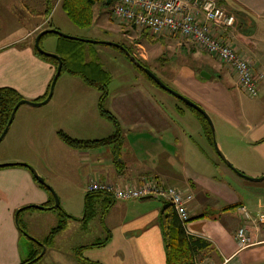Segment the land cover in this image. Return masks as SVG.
Returning <instances> with one entry per match:
<instances>
[{"label": "crops", "instance_id": "obj_1", "mask_svg": "<svg viewBox=\"0 0 264 264\" xmlns=\"http://www.w3.org/2000/svg\"><path fill=\"white\" fill-rule=\"evenodd\" d=\"M216 1L234 14L235 25L232 30L212 25V32L262 74L257 95L263 98L264 55H257L255 45L240 31L244 25L243 31L249 29L246 23L250 18L261 20L264 0ZM48 3L0 0V87H10L28 100H37L46 93L56 65L35 50V35L47 28L81 35L71 30L75 25L65 14L55 17ZM15 12L25 14L24 24L10 20ZM39 40L44 51L59 56L61 69L44 103L20 104L15 109L0 140V163H27L40 175L43 169H81V175L76 176L80 209L78 213L64 212L76 218L70 220L78 229H85L97 219L101 236L84 240L77 235L65 249L59 248L56 241L66 230L65 223L49 238L48 250L45 247L31 264H82L75 257V248L107 235L105 245L85 247L80 256L101 264H167L160 223L164 202L156 198L115 199L110 193L88 196L85 201V185L90 180H107L120 186L148 180L182 189L192 195L187 203L189 219L183 227L185 234L196 240L195 264H264V179H247L229 167L217 154L202 119L189 115L178 103L157 92L140 74L116 80L99 59L93 60L98 52L90 45L54 33L44 34ZM75 51L82 57L80 64L91 66L88 72L71 65H78L73 61ZM209 79L185 68L172 81L180 93L213 113L217 147L232 167L246 176L264 175V115L257 112V107L246 109L233 101L226 77L225 81ZM232 80L239 87L236 76ZM103 91V107L118 123L116 142L83 149L65 145L58 131L79 140L106 138L114 132L113 123L100 112ZM172 109L182 114L181 118L173 116ZM39 147L45 149L41 162L36 160ZM48 199L26 167H0V264H17L25 255L14 222L15 209L41 205ZM55 217L57 222L58 214ZM243 225L248 228L250 242L240 247L235 233Z\"/></svg>", "mask_w": 264, "mask_h": 264}, {"label": "rangeland", "instance_id": "obj_2", "mask_svg": "<svg viewBox=\"0 0 264 264\" xmlns=\"http://www.w3.org/2000/svg\"><path fill=\"white\" fill-rule=\"evenodd\" d=\"M48 2V8L50 12L54 10V16L58 18H60L61 15L64 16L65 14L66 17L70 20L67 15V11H69L70 9L72 13H75L76 9L78 10L79 8L77 6L75 9V6H70V0H48ZM225 10L228 13L232 14L227 10V8H225ZM81 11L82 12H78V14H74L75 20H79V22H72L70 20L73 25L79 27L81 26V28H77L75 26L71 27V30L80 33L81 35L68 34L63 31L60 32L78 38L109 41L123 46L124 48L121 46L116 47L104 43H88L80 40L69 39V41H73L78 44H87L96 49V52H98V54L96 58H93V60L99 59L101 66L106 70L108 68L113 76L117 78L116 80H119V77L133 79L134 76L140 74L144 77L146 83L152 85L155 89H157V92L163 93L169 99L178 103L183 109L188 111L189 115H193L194 117L198 118L199 116L183 101L177 99L167 91L158 87L154 82H152L144 74V71L142 69H138V66L131 60L130 55L137 59L142 65L152 70L165 84L175 90H177V86L173 83L172 79L180 69H192L197 74L199 73V71L205 70L210 74L209 80L211 82H215L217 79L221 78H223V80L225 81V77L228 79L225 82L231 87L228 90L230 91L233 101H235L236 103H240L246 109H255V107H257V112L261 115H264V97L262 98V95L250 96L241 88L236 87L234 85V82H232V78L233 76H235L234 73L219 59L206 53L190 38L181 37L167 32L158 34L151 33L148 30L133 28L131 25L120 22L117 18L111 15V4H107L106 0H94L89 4L87 9L82 7ZM16 12L14 13V15L10 14V20L14 18L17 22L19 20L20 22H22V24H24L25 20L23 17H25V14L20 12V14L18 15L16 14ZM232 15L234 16V14ZM79 16L81 17L78 19ZM250 20H252V23H250ZM234 23L235 16L233 24L231 26H228L231 27V30L234 28ZM246 24H250V27L248 26L249 29L247 31H243L246 28V25H244V28L241 29L242 32L240 31V33L244 34V36H247L248 39L252 41V43L256 47L255 53L257 55L261 54L260 56H263L264 16L259 22L255 21L253 18H250L249 22H247ZM228 27H224V29H227ZM40 43L41 42L39 40V46H41ZM72 55H75L73 57V61L79 65L78 66L75 64H71L73 68L83 73L88 72V69H90L91 66H88V68H86L85 64H80L82 61L81 55L77 53V51H75V53ZM173 111L174 110L172 109L173 116H180L181 118L182 114L180 115L178 112L176 113L175 111ZM207 113L212 121L213 141L217 145L214 128L215 125L212 119L215 116L211 112ZM39 148L40 154L37 150L35 151L37 153L36 160L38 162H41L45 159V149L42 148L41 150V147ZM31 152H33L32 149ZM208 152L209 154L213 155L212 150H209ZM81 172V169L74 171H53V169H43V171H41V175H38L43 179L45 185L51 188V190L57 197L59 208H61L63 211L66 209L71 210L72 212L76 211V213H78V210L80 209V203L76 176L77 174L80 176ZM36 184L38 185L37 182ZM45 185L40 186V188L44 190L49 197L48 201L46 202L48 203V205L46 206L47 208H25L21 210V212H19L18 222L22 226L23 231L26 232L27 236L35 238V241L41 245V248H43V250L45 247H47L48 250L49 242L47 241L48 239L46 235L48 234L49 229L56 224L55 215L58 214L59 210L58 207H51V205L53 204V197L51 195V192ZM66 223V230L61 232L58 240L56 241V246H58L59 248L65 249V246L67 244H71V242H73V238L77 235L79 237H83L84 240H86V238H97L96 236H98L99 234L101 236V227L97 219L93 220V222H90L85 229H78L77 224L70 219H67ZM73 226L78 229V233ZM41 250L42 249H40V252ZM40 252L39 255L41 254Z\"/></svg>", "mask_w": 264, "mask_h": 264}, {"label": "built area", "instance_id": "obj_3", "mask_svg": "<svg viewBox=\"0 0 264 264\" xmlns=\"http://www.w3.org/2000/svg\"><path fill=\"white\" fill-rule=\"evenodd\" d=\"M109 4L112 16L134 28L190 38L206 53L227 66L243 91L250 96L258 94V82L262 74L256 73L252 63L236 48L212 32V25L226 28L234 22V16L215 0H110ZM85 191L110 193L115 199L123 200L146 195L159 196L171 204L182 224L189 219L187 203L192 195L174 186L148 180L124 186L107 180H90L85 185ZM241 210L247 214L245 207H241ZM235 237L240 247L248 245L250 237L247 226H240Z\"/></svg>", "mask_w": 264, "mask_h": 264}, {"label": "trees", "instance_id": "obj_4", "mask_svg": "<svg viewBox=\"0 0 264 264\" xmlns=\"http://www.w3.org/2000/svg\"><path fill=\"white\" fill-rule=\"evenodd\" d=\"M93 1L94 0H70V6H72V7L75 6V9L78 6L79 7L78 10L76 9V11H75V13L78 14V12H82L81 11L82 7L87 9L89 4L92 3ZM75 13H72V11H70V9H69V11H67V15L72 22H79V20H75V15H74ZM80 17L81 16H79L78 19ZM38 54L42 58L50 60L53 63H56L54 58L40 54V53H38ZM144 74L152 82H154L146 73H144ZM47 91H48V88H47ZM47 91H46V93H47ZM46 93L42 97H40L39 99H37L35 101H39V100L43 99L45 97ZM105 96H106V92L103 91L101 98H100V102H99L100 112L113 123L114 128H115L114 132L106 138L94 139V140H79V139L71 138V137L67 136L66 134L58 131L57 136L65 145H67L71 148L83 149V148H92V147L103 146V145H107V144L116 142V140L118 139V136H119V127H118V123H117V120L115 119V117L108 110H106L103 107L102 102H103ZM19 99H21V96H19V94L14 89H12L10 87H6V86L0 87V132H1L2 128L4 127V125L8 119V116H9V113H10L12 106ZM187 106L189 108H191L205 123L206 129H207V134H208V136H209V138L213 144V135H212V132L210 130V127H209L206 119L203 117V115H201V113H199L198 111H196L195 109H193L189 105H187ZM22 167H24V166H22ZM38 185L43 186L39 183H38ZM102 193H105V192H101V191L85 192L84 193L85 201H86V197H88V196H92V195H96V194H102ZM41 205L45 206V208H43V209H46V206L48 205V203L45 202V203H42ZM28 208H30V207H28ZM23 209H25V208H23ZM58 210H59L58 211V220H57L56 224L49 229L48 234L46 235L48 240L53 234L59 232L60 230H62L65 227V223H66L67 219H76L75 217H72V216L66 214L59 207H58ZM19 212H21V210ZM19 212L17 213V226H18L19 233L21 234V232L23 231V228L18 222ZM160 223H161L162 232H163V240H164V246H165V252H166V263L167 264H195L194 263V253H195V250L197 249L196 240L190 239V237H188L185 234L183 224L181 223V221L177 217V215H176L175 211L173 210L171 204L165 200H164L163 208H162L161 215H160ZM108 240H109V236L107 235L103 240L93 242L89 245L78 246L74 250V254H75L76 259H78L82 264H101V263L96 262V261L86 260L85 258L80 256V252L85 247H101V246L105 245ZM27 243L29 245L28 253H27L26 257L24 259L20 260V262L17 264H31L32 262H34L35 260H37L40 257L38 254L40 252L41 245L38 244L35 240H30V239H28Z\"/></svg>", "mask_w": 264, "mask_h": 264}, {"label": "water", "instance_id": "obj_5", "mask_svg": "<svg viewBox=\"0 0 264 264\" xmlns=\"http://www.w3.org/2000/svg\"><path fill=\"white\" fill-rule=\"evenodd\" d=\"M110 0H107L106 3L109 4ZM47 33H54L56 35H59L61 37H64V38H67V39H74V40H80V41H83V42H88V43H104V44H109V45H113V46H121L117 43H114V42H109V41H99V40H92V39H83V38H78V37H75V36H71V35H68V34H65L63 32H60L59 30L55 29V28H47V29H42L40 30L34 37L33 39V47L35 48V50L40 53V54H43V55H46V56H49V57H52L55 59L56 61V65H55V70H54V73L51 77V80H50V83H49V86H48V91L45 95V97L39 101H35V100H28V99H24V98H21L19 99L18 101L15 102V104L12 106L11 110H10V113H9V116H8V119L4 125V127L2 128L1 132H0V140L1 138L3 137V135L5 134L6 130H7V127L13 117V114L15 112V109L17 108V106H19L20 104H29V105H39L41 103H44L50 96L51 94V90H52V86L54 84V81L56 79V77L58 76L59 72H60V69H61V59L59 58V56H57L56 54L54 53H50V52H47V51H44L38 44L39 42V38L44 35V34H47ZM123 47V46H121ZM124 48V47H123ZM130 58L131 60L140 68L144 71V73H146L160 88H162L163 90L167 91L168 93H170L171 95H173L174 97H176L177 99L183 101L184 103H186L187 105H189L190 107H192L193 109H195L196 111H198L199 113H201V115H203V117L206 119L209 127H210V130L212 132V135H213V127H212V121L207 113V111L202 107L200 106L198 103H196L195 101H193L192 99H190L189 97L183 95L182 93L178 92L177 90L171 88L170 86H168L167 84H165L152 70H150L149 68H147L146 66L142 65L137 59H135L132 55H130ZM199 76L202 77V78H205V79H208L210 77V74L205 71V70H201L199 72ZM213 144L215 146V150L217 152V154L219 155V157L229 166L231 167L233 170H235L238 174H240L241 176L247 178V179H250V180H261V179H264V175L260 176V177H250V176H246L244 175L243 173L237 171L236 169H234V167H232V165L230 164V162L224 157V155L222 154V152L218 149L216 143L213 141ZM10 165H20V166H24L26 167L29 172L31 173V175L33 176V178L35 179V181L41 185H45V183L43 182V179L36 173V171L30 166L28 165L27 163H23V162H3V163H0V167H3V166H10ZM46 186V185H45ZM49 191L51 192V195L53 197V204L51 205L52 208H57L59 207V204H58V199L57 197L55 196V194L53 193V191L51 190L50 187L46 186ZM150 198H156V199H160L161 201L164 202V199H162L161 197L159 196H153V195H146V196H142L138 199L140 200H144V199H150ZM28 207H32V208H38V209H43L45 208V206L43 205H35V204H29V205H25V206H22V207H19L17 209H15L14 211V222L17 226V213L22 210L23 208H28ZM47 208V207H46ZM18 227V226H17ZM28 239L30 240H35L33 237H29L27 236L26 232L22 231L21 232V235H20V243L19 245H22L23 246V250H24V253L25 255L23 256L22 259H24L28 253V249H29V245H28ZM41 252L43 251V248H41Z\"/></svg>", "mask_w": 264, "mask_h": 264}]
</instances>
